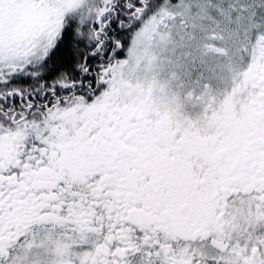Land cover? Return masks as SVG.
<instances>
[{
	"label": "snow or ice",
	"instance_id": "1",
	"mask_svg": "<svg viewBox=\"0 0 264 264\" xmlns=\"http://www.w3.org/2000/svg\"><path fill=\"white\" fill-rule=\"evenodd\" d=\"M0 264H264V0H0Z\"/></svg>",
	"mask_w": 264,
	"mask_h": 264
}]
</instances>
